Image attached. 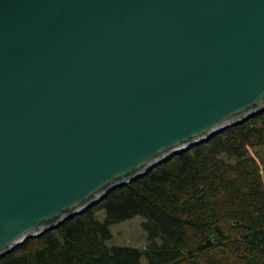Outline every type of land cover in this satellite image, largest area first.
Wrapping results in <instances>:
<instances>
[{
	"label": "water",
	"instance_id": "1",
	"mask_svg": "<svg viewBox=\"0 0 264 264\" xmlns=\"http://www.w3.org/2000/svg\"><path fill=\"white\" fill-rule=\"evenodd\" d=\"M264 112V0H0V259Z\"/></svg>",
	"mask_w": 264,
	"mask_h": 264
},
{
	"label": "trees",
	"instance_id": "2",
	"mask_svg": "<svg viewBox=\"0 0 264 264\" xmlns=\"http://www.w3.org/2000/svg\"><path fill=\"white\" fill-rule=\"evenodd\" d=\"M260 146L264 112L110 192L0 264H264V178L247 154ZM136 216L147 247L107 246L109 227Z\"/></svg>",
	"mask_w": 264,
	"mask_h": 264
},
{
	"label": "rangeland",
	"instance_id": "3",
	"mask_svg": "<svg viewBox=\"0 0 264 264\" xmlns=\"http://www.w3.org/2000/svg\"><path fill=\"white\" fill-rule=\"evenodd\" d=\"M247 154L255 160L259 166L260 173L264 178V146L248 148ZM95 218L97 221L104 220V212L99 206L94 209ZM143 218L136 216L130 220L123 221L119 224H114L109 227L112 238L106 242V245L111 246H129L139 250H143L148 245L147 235L142 230L141 224ZM141 264H147L142 259Z\"/></svg>",
	"mask_w": 264,
	"mask_h": 264
}]
</instances>
